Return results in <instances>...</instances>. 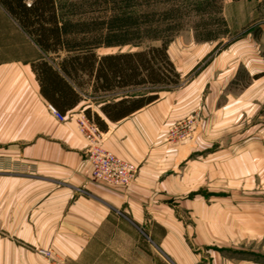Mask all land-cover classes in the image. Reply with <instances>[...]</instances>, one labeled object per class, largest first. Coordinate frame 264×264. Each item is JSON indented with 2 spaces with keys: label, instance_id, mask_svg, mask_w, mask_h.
I'll use <instances>...</instances> for the list:
<instances>
[{
  "label": "crops",
  "instance_id": "1",
  "mask_svg": "<svg viewBox=\"0 0 264 264\" xmlns=\"http://www.w3.org/2000/svg\"><path fill=\"white\" fill-rule=\"evenodd\" d=\"M8 24L23 29L0 2V264H48L42 248L54 264H264V25L262 54L251 32L215 51L219 40L198 42L196 62L210 55L185 89L112 119L102 107L155 92L80 88L40 46L10 47ZM43 60L74 89L66 121L43 93ZM182 62L181 76L191 66ZM239 68L254 77L236 94ZM87 109L101 117L105 147L138 166L128 187L93 179L77 129ZM196 109L193 138L165 144L168 124Z\"/></svg>",
  "mask_w": 264,
  "mask_h": 264
},
{
  "label": "trees",
  "instance_id": "2",
  "mask_svg": "<svg viewBox=\"0 0 264 264\" xmlns=\"http://www.w3.org/2000/svg\"><path fill=\"white\" fill-rule=\"evenodd\" d=\"M0 2L45 53L67 52L68 55L59 61V69L80 88L90 86L94 93H98L132 85L166 88L180 83L181 74L176 71L168 54L169 45L182 26L180 5L159 10L140 4L147 3V0H102L98 7L101 15L95 16L82 11L79 2ZM192 4L198 13L220 15L219 20L225 23L219 0H193ZM83 5L91 11L95 10L92 2H84ZM201 25V31L196 34L198 40L207 41L217 37L209 29L208 23ZM150 39L160 40L162 45L122 53H97V49L102 47L138 45ZM49 61L38 62L34 65L35 70L43 93L62 113L61 110L73 103L75 92ZM260 76L255 75L257 78ZM158 97L159 94L155 92L133 100L124 98L107 104L102 110L109 118H120L156 101ZM85 115L102 128L100 116L92 115L90 109L85 110Z\"/></svg>",
  "mask_w": 264,
  "mask_h": 264
},
{
  "label": "rangeland",
  "instance_id": "3",
  "mask_svg": "<svg viewBox=\"0 0 264 264\" xmlns=\"http://www.w3.org/2000/svg\"><path fill=\"white\" fill-rule=\"evenodd\" d=\"M64 1H72L75 3L81 4V10L89 12L88 14L93 15H101L98 9L99 5L102 4V0H60ZM193 2V0H191ZM189 0H147V3L141 2L140 4H144L147 7H155V9L163 10L164 8H169L172 5H180L182 10V26L181 30L174 35L171 44L169 45L170 56L175 60V65L178 68L180 65V61L186 65L190 64L191 66L187 69L189 72L186 75L181 76L180 83L174 86H169L168 88H174L177 92L185 89L188 86V83L194 77V74L197 72V69L200 67L202 62L208 60L210 54H208L202 61L196 62L197 56L201 51L198 49V42H208L211 40H198L196 38V34L201 31L202 25L207 24L209 29L217 35L215 39L219 40V45L214 48V51L218 48H222L225 43H229L232 40H235L239 36L246 35L251 32L252 34V43L254 44V49L257 50L258 53L262 54V43H261V27L264 25V0H219L220 5H222V15L226 20L225 23L219 20L220 15H216L214 13H198L194 8V5ZM84 2H92L95 6V10H89L88 6H84ZM188 4V5H187ZM191 4V5H189ZM187 5V6H186ZM145 6L143 8H145ZM92 16V15H91ZM220 21V22H218ZM6 26H2L3 32L8 30L9 33V45L10 47H25L27 50L33 49L35 52L38 50L37 44L33 41L30 35L21 29L19 26H13L8 24ZM1 28V27H0ZM1 36V34H0ZM160 46L162 45L160 40H143L138 45L134 44H126L122 46H113V47H102L97 49V53L99 55H104L108 53H122L126 51H136L142 49H148L151 46ZM253 49V48H252ZM43 54H47L43 52ZM255 54H257L255 52ZM68 55L67 52H60L58 54L51 53L49 58L53 60L61 61V59L65 58ZM30 56V55H27ZM259 59V56L255 58ZM248 71L245 68H239L236 77L231 82V91L238 94L241 90L244 89V86L250 84L252 78ZM167 88V86H166ZM166 88H161V86H152L150 87L151 92H158L160 90H164ZM95 99H92V104H95ZM260 109L257 112L262 113L264 115V104H260ZM198 116L196 118V123L193 125V130L189 134V136H185V129L182 127H186L188 124V117ZM258 120V116H257ZM204 114L199 110H195L186 115H182L177 118L174 122L168 124L166 136L164 137L165 144L171 146H182L186 141L193 138L194 133L196 132L198 126L203 123ZM182 129V131H181ZM189 221V220H188ZM185 242L192 245L193 241L191 240V236L187 235L185 237Z\"/></svg>",
  "mask_w": 264,
  "mask_h": 264
},
{
  "label": "built area",
  "instance_id": "4",
  "mask_svg": "<svg viewBox=\"0 0 264 264\" xmlns=\"http://www.w3.org/2000/svg\"><path fill=\"white\" fill-rule=\"evenodd\" d=\"M50 110L61 121H66L67 118L73 117V114L66 116L60 113L54 106H50ZM196 117L198 116L188 117L189 125L182 127V129H185V136H189L192 132L193 125L198 119ZM77 129L87 142L86 159L92 165L93 179L109 186L126 188L131 185L139 173L138 166L127 159L119 157L112 150L110 151L105 147L103 144L104 133L98 123L85 114H81L80 117H77ZM39 253L50 261L48 264H54L51 260L52 251L50 249L42 248Z\"/></svg>",
  "mask_w": 264,
  "mask_h": 264
}]
</instances>
